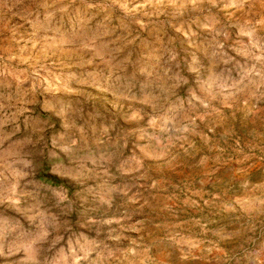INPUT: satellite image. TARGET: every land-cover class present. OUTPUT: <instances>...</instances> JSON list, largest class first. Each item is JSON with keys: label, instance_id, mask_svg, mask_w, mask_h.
I'll use <instances>...</instances> for the list:
<instances>
[{"label": "rangeland", "instance_id": "1", "mask_svg": "<svg viewBox=\"0 0 264 264\" xmlns=\"http://www.w3.org/2000/svg\"><path fill=\"white\" fill-rule=\"evenodd\" d=\"M0 264H264V0H0Z\"/></svg>", "mask_w": 264, "mask_h": 264}]
</instances>
